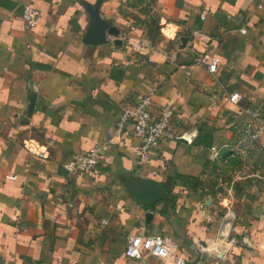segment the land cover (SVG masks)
<instances>
[{
  "label": "crops",
  "instance_id": "1",
  "mask_svg": "<svg viewBox=\"0 0 264 264\" xmlns=\"http://www.w3.org/2000/svg\"><path fill=\"white\" fill-rule=\"evenodd\" d=\"M25 7L39 12L32 30ZM97 24L106 43H85ZM195 31L210 41L194 42ZM127 38L147 39L164 56L148 63ZM207 50L214 73L197 64ZM149 92L153 114L175 110V138L141 167L133 126L117 133L116 124ZM261 101L264 0H0L1 264H131L125 248L139 235L174 239L187 264H221L194 242H215L228 211L235 263L264 264V159L219 168L211 160ZM93 146L103 150L98 169L69 174L64 165ZM169 179L171 199L151 209L127 192L132 181Z\"/></svg>",
  "mask_w": 264,
  "mask_h": 264
},
{
  "label": "built area",
  "instance_id": "2",
  "mask_svg": "<svg viewBox=\"0 0 264 264\" xmlns=\"http://www.w3.org/2000/svg\"><path fill=\"white\" fill-rule=\"evenodd\" d=\"M22 18L25 29L32 30L37 26L39 12L34 8L25 7ZM205 19L206 12H203L201 20ZM192 40L204 43L210 41L199 31L194 32ZM126 43L135 54L146 56L148 63H157L156 56H164V52L153 46L147 39L127 38ZM197 64L211 73H214L218 66L217 60L208 50L200 55ZM153 97L154 92H149L130 106L123 108L116 124L117 133H122L129 125L133 126V133L140 141V147L135 157L141 167L147 166L159 156L163 140L175 138L171 130L175 110L171 105H165L158 114H153ZM229 100L232 103H238L241 100V95L234 93L229 97ZM244 112L247 119L233 127L230 140L211 150V160L216 163L217 168L220 167V163H228L233 158L246 159L252 154L264 159V101L246 108ZM102 155V148L93 146L73 156L64 165V168L71 175L89 176L98 169ZM36 156L42 160L46 159L45 153H37ZM217 172H220L219 169ZM9 178L14 179V177ZM261 211L264 215V200ZM233 232L234 217L228 211L222 220L216 241L210 244L194 242V246L203 257L221 264H236L232 254L238 242ZM125 257L131 264H150L151 259H157L162 264H187L179 256L178 242L166 236L139 235L131 237L125 248Z\"/></svg>",
  "mask_w": 264,
  "mask_h": 264
},
{
  "label": "water",
  "instance_id": "3",
  "mask_svg": "<svg viewBox=\"0 0 264 264\" xmlns=\"http://www.w3.org/2000/svg\"><path fill=\"white\" fill-rule=\"evenodd\" d=\"M109 36L119 39L120 32L116 28H110L107 32ZM186 43V40H183ZM87 44L100 45L106 43L105 37L103 36V29L101 24L95 25L92 29L91 34L85 40ZM116 44H122L121 40H118ZM171 187L172 180H167L163 183L157 182H136L132 181L127 187V192L130 196L136 199L143 207L153 208L161 202H167L171 199ZM147 222L149 223L153 219V214H146ZM1 264V262H0Z\"/></svg>",
  "mask_w": 264,
  "mask_h": 264
}]
</instances>
